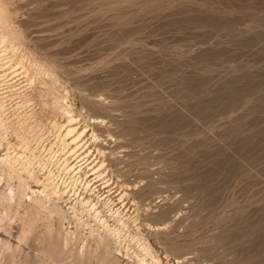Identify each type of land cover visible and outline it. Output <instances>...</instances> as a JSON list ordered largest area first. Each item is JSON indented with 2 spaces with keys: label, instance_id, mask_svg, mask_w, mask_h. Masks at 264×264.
Listing matches in <instances>:
<instances>
[{
  "label": "rangeland",
  "instance_id": "obj_1",
  "mask_svg": "<svg viewBox=\"0 0 264 264\" xmlns=\"http://www.w3.org/2000/svg\"><path fill=\"white\" fill-rule=\"evenodd\" d=\"M0 1L6 10L0 38L9 34L16 49L0 62L8 122L0 159L7 150L25 151L14 135L17 119L30 124L27 142L42 158L95 164L101 145L105 165L115 159L117 165L94 180L92 199L104 215L114 207L138 217L139 231L130 224L126 234L132 247H139L138 234L164 264H175L174 255L166 259L171 245L181 248L177 257L188 255L189 264H264V0ZM15 60L32 66L34 82ZM59 94L67 96L78 128L87 126L76 154L60 144L54 127L67 122L53 111ZM96 117L104 123L89 120ZM34 169L43 173L38 164ZM59 169L54 163L45 170L58 175ZM61 178V187L69 185L70 175ZM3 180L0 246L11 249L0 248V264H54L43 254L56 247L54 237L51 247L47 243L45 214L35 218L37 234L23 241L27 205L2 200L18 186L16 179ZM118 180L132 189L123 201ZM105 182L111 186L104 188ZM64 199L60 204L69 212L72 190ZM161 212L166 222L150 217ZM114 264L137 262L120 257Z\"/></svg>",
  "mask_w": 264,
  "mask_h": 264
},
{
  "label": "bare ground",
  "instance_id": "obj_2",
  "mask_svg": "<svg viewBox=\"0 0 264 264\" xmlns=\"http://www.w3.org/2000/svg\"><path fill=\"white\" fill-rule=\"evenodd\" d=\"M5 12H6V10L2 7L1 1H0V16H1V14H4ZM0 22H1V17H0ZM13 43H14V41L12 42L9 34H4L0 38V62H2L4 60V57H7V54L9 52L13 53V56H14V53H16L15 52L16 49H15V46ZM15 55H17V54H15ZM22 55H21V57H22ZM15 58H18V55ZM24 59H26V58H22V60H24ZM22 60H20V62H16V60H15L16 65L18 63V66H20V70L22 71L21 74L25 77V79L28 82H30V83L34 82L33 81L34 77H35L34 76L35 73L33 71L34 69L31 68L32 66H30V64L29 65L27 63L25 64L24 62H22ZM33 67H34V65H33ZM37 71H38V69H37ZM2 79H3V76L0 75V82ZM47 83H48V81H47ZM51 83H49V84H51ZM56 86H57V84H56ZM61 89H60V91L62 92ZM56 90H57V87H56ZM2 95H3V93L0 94V137L2 134L1 132H6L7 125H8V122L4 118L5 111H6V105L3 102ZM59 95H61V94H59ZM64 95L63 96L57 95L56 96L57 98L54 100L55 102L52 103L53 104L52 106H53V111L58 112V114H62L63 118H65L67 120V122L65 125H55L54 127L59 128L58 130H60V134L58 136V141L60 142V144L62 146H64L65 149H69V150L71 148L75 147V149L72 150V154H76L78 148L80 147L79 143L81 142L82 138L86 134L87 126H85L82 130H80L78 128V126L76 124L77 118L73 114V111H72L71 107L69 106V104H67L68 103L66 101L67 96L66 95L64 96ZM24 101H22V102L23 103H27V102L29 103L30 99H24ZM18 109H19V105L14 109V114H16V111H18ZM56 112H53V114ZM58 114H56V115H58ZM17 120L18 121L15 122L14 125L12 123V125H13L12 127L15 130L14 135H16V138L23 140V142H24L23 145H25L26 148L24 147L25 151L23 153H21V154L16 153L14 155H11L9 153V151L7 150L6 155L0 159V178L2 180L4 178H8L10 180L16 179L18 182V183L16 182L18 184V186L16 185L17 186L16 190L13 188L12 189L9 188L8 193L2 194V195H4L2 200H5L7 202V204L9 203V204H11V206H12V204L14 206H20L23 203L27 205V207H26L27 209H26V213H25L26 218H27L26 219L27 222L25 223V228H23V231L21 232L23 235V241H24V238L25 239H27L28 237L31 238V236H34V234H37L36 232L38 231L37 230L38 227H37V222L35 221V218H37V216L39 214H43V215L45 214L44 215L45 217L44 216L43 217L45 219L44 222H46V223L45 224L43 223V224L46 227L47 237L49 238V240H48L46 237V240H47V243L50 245V247L56 242L55 243L56 247L54 249L52 247L49 249V246H48V248L46 247V250H43L46 252H44L43 254H46V257L48 258V260L50 259L51 262H54V264H56V263L61 264V262H62V264H100V263L114 264L115 262L119 261L120 257H126L129 259H133L134 261L137 262V264H164L162 259H160L157 256L152 255L150 247L142 243V240L139 237H137V236H139L138 234H137V236L135 235L133 239L136 240L139 247H138V249L132 247L131 241L129 239V237L131 235L126 236V234H128V232H129V229L131 227L130 224H133L134 229L139 231L138 217L137 218L136 217L132 218L130 216L127 217V215L123 214V212L121 211V208L115 209L114 207L109 208V215H104L103 211L100 210V208L98 207V203L92 199V193H93L92 187L95 184L94 180L95 179L101 180L104 177V174H105V172H107V169H108L107 166L109 164H110V166L117 165V164H115V163H117L116 159L114 161H111L110 163L107 161L109 164L105 165L106 164V158L105 157H106V153H107L106 151L107 150L105 151V149H103V147L98 144L100 142V139H99V136L97 135V133H95V131H94L95 129H92L93 131L91 133V138L94 140L95 143H97V145H99V146H97V152L102 159L100 158V161L95 163V164H93V163L89 164V163H87L88 160H85L87 158V156H86L84 159L85 162L80 163L81 161H79L74 165H70L66 159L64 161L60 162L56 156H52V157H48V158H44V157L42 158L41 156H36L34 150H31V148L29 146L30 144H29V142H27V138L25 136V131L30 126V124L26 123L22 119H17ZM89 120H92V123H94V124L97 123V124L101 125L104 123L103 119L101 120V118H97V117L92 118V119L90 118ZM87 136H88V134H87ZM2 138H3V135H2ZM111 154H113L112 150H111ZM110 159L112 160V158H110ZM54 163L58 164V168L61 167V169H59L58 175L53 173L52 171H46L45 170L47 165L54 164ZM34 164H38L39 167L42 168L41 169V171L43 172L42 174L37 175V173L35 172V169H34ZM85 168H87L88 171H84L83 175H81L80 173ZM117 172H120V171H117ZM62 173L70 175V177H71L69 185H66L64 182L63 187H61L62 185L60 184V181L62 179L61 178ZM88 173L89 174L91 173V174L88 175ZM24 174H26L28 178L32 179L36 183L37 186L42 187V190L41 189L40 190L32 189V187L28 184L29 182H27L26 179L23 177ZM92 176H95L94 179L89 180V177H92ZM118 177L121 178L123 176L119 175ZM118 177H117V179H118ZM3 182H4V180H3ZM119 182L117 183L118 184V192L120 191L118 195H121L120 201H123L125 198L129 197V195H130L129 191H131L132 189L125 182H123V181H119ZM107 183L108 182H105L104 185L105 184L107 185ZM77 186H81L83 188L82 190H84L85 193L84 194L77 193L76 192L77 191L76 189L78 188ZM110 186L111 185H107L104 188H108ZM69 189L72 190L73 195H74V199L70 202L71 205L68 207L69 212H67L61 206L60 203H61V201L66 202V201H64L65 200L64 197L68 193ZM89 192H90L89 195H85V194H88ZM0 194H1V192H0ZM138 194L139 193L135 192V193H133V196L138 195ZM149 195H151V194H149ZM109 201H110V199H109ZM24 211H25V209H24ZM137 211L138 210H136V212ZM164 212L163 213L161 212L160 214L158 213V215H155V214L152 216L150 215V217H152V218L154 217V218H157L159 220L160 219L161 220L166 219L167 213H164ZM53 217L58 219L57 221H58L59 227H57V228H55V225L53 224V222H54L52 220ZM142 218L144 219V217H141V219ZM145 219H146L145 220V222H146L148 218L145 217ZM3 220H4V215L2 216L0 214V224ZM26 220H24V221H26ZM149 220H150V218H149ZM40 221H41V219H40ZM57 221H56V223H57ZM142 221H144V220H142ZM163 221H165V220H163ZM148 223H151V222H148ZM72 225H74L73 226L74 228L71 227ZM167 225H164L165 227H158L157 226V228L155 230L161 231V230L167 229L166 228ZM56 226H57V224H56ZM149 227L152 228V226H149ZM42 228H43V226H42ZM72 229L74 231H72ZM136 233H138V232H136ZM44 237H45V233H44L43 238ZM53 237L56 238L55 242H53V240H55V239H53ZM40 238H39V240H40ZM43 238H42V240H43ZM19 240H22V239L19 238ZM3 245L5 246V243L2 244V246ZM7 245L9 246V248H6ZM7 245L4 248H2L0 246V248L3 249V250L2 249L1 250L2 251H6L5 249L10 250L11 249L10 245L9 244H7ZM171 246L172 247H169L167 249L168 255L166 253V256H167L166 259L169 260V257L171 256V258H173L172 255H174L175 256L174 258L176 259L175 264H189V258H187L188 255L185 254V255H180L177 257L176 255H178L182 251L181 248L179 246H175V245L174 246L171 245ZM15 249H16V247H15ZM13 250H14V248H13ZM16 250H18V249H16ZM43 251L41 250V252H43ZM12 257H13V255H12ZM42 257H43V255H42ZM147 257H148V259H147ZM68 259L70 261H71V259H73V261L68 262L69 261ZM38 263L40 264V262H38ZM167 264H170L169 261L167 262Z\"/></svg>",
  "mask_w": 264,
  "mask_h": 264
}]
</instances>
